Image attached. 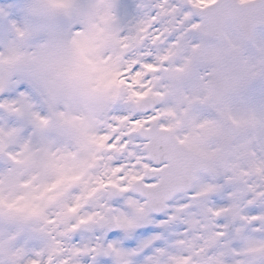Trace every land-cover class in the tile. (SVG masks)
Masks as SVG:
<instances>
[{
  "label": "snow or ice",
  "instance_id": "1",
  "mask_svg": "<svg viewBox=\"0 0 264 264\" xmlns=\"http://www.w3.org/2000/svg\"><path fill=\"white\" fill-rule=\"evenodd\" d=\"M229 10L0 0V264H264V6L220 81Z\"/></svg>",
  "mask_w": 264,
  "mask_h": 264
},
{
  "label": "rangeland",
  "instance_id": "2",
  "mask_svg": "<svg viewBox=\"0 0 264 264\" xmlns=\"http://www.w3.org/2000/svg\"><path fill=\"white\" fill-rule=\"evenodd\" d=\"M213 0H196L197 4L206 5ZM229 28H233L232 25H229L226 30L227 34V44L226 51L222 58H219L222 54V46H216V54L213 60L212 71L215 70L216 64H221V81L227 80L230 78L238 69V66L246 59H250L249 52L252 51L255 55L260 54L259 43L254 38V41L249 46H244L238 38V35L233 39L228 32ZM234 29V28H233ZM256 37V34H255Z\"/></svg>",
  "mask_w": 264,
  "mask_h": 264
},
{
  "label": "water",
  "instance_id": "3",
  "mask_svg": "<svg viewBox=\"0 0 264 264\" xmlns=\"http://www.w3.org/2000/svg\"><path fill=\"white\" fill-rule=\"evenodd\" d=\"M230 5V10L221 19L219 28L220 38L224 39L223 29L227 22L232 21L245 42H250L254 31L257 29L256 16L258 9L264 6V0H254L248 3H238L237 0H223ZM218 79V77L216 76Z\"/></svg>",
  "mask_w": 264,
  "mask_h": 264
}]
</instances>
